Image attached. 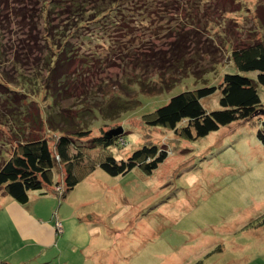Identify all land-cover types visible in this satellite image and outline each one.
I'll use <instances>...</instances> for the list:
<instances>
[{
    "label": "rangeland",
    "instance_id": "1",
    "mask_svg": "<svg viewBox=\"0 0 264 264\" xmlns=\"http://www.w3.org/2000/svg\"><path fill=\"white\" fill-rule=\"evenodd\" d=\"M217 2L211 0L208 5H202L203 9L209 10L206 19L211 22L214 15L220 21L226 17V28L232 41L220 47L219 52L213 49L211 55L219 65L203 78L196 79L189 74L171 90L156 95L142 94L139 90L129 93L122 88L126 83L129 85L126 75L132 78L136 73L132 67L134 59L149 51V55L159 59L158 54L167 49L166 34L170 27L181 28L187 20L178 22L181 26L166 22V30L161 36L165 38L161 40L155 37L154 30H145L142 26L134 28L124 40L131 63L121 61L119 56L101 66L94 64L81 70L71 88L73 102L67 107L72 110V116L81 109L104 106L118 94L129 100L123 96L128 94L139 102V106L112 123H105L97 112L90 136L80 141L85 146L82 152L86 169L78 174L83 177L89 174L61 198L60 193H53L57 183L64 184L66 174V166L59 162L54 171V184L34 192L39 194L38 200H30L24 206L23 209H30L41 223L55 226L52 222L55 219L63 226L57 246H42L26 226H18L8 212L14 200L7 195L0 198V214L7 213L0 219V264H264V146L258 138L264 115L259 113L249 121L221 128L197 141L178 138L162 128L145 126V116L165 106L174 96L206 86L218 88L226 74H239L230 59L232 47L246 46L258 39L264 41V28L250 33L255 30L252 20L256 0H243L244 16L240 13L224 16L226 4L221 2L225 9L220 6L218 12L220 4ZM10 3L13 6L16 0H10ZM239 9V6L233 8ZM5 27L0 29V78L7 83L15 81L22 66L14 68L13 61L18 55L21 63L36 67L32 72L26 69L22 72L38 77L35 72L43 70L41 84H47L49 68L42 64L50 55L52 44L41 42L43 32H46L44 25H38L39 32L31 34L32 38H37V47L38 42L43 46L39 64L33 59L36 56L33 60L24 56L31 48L25 29L20 24ZM219 31L215 28L212 35ZM208 35L202 36L203 47ZM22 40L26 42L22 44ZM91 46L92 51L85 45L84 52L100 51L97 44ZM209 61H212L210 56L200 60L196 71L210 69ZM78 69L80 66L74 67L73 71L79 72ZM248 76L256 78L257 73ZM7 86L0 84V93L9 94L12 90ZM86 89L91 93H85ZM259 94L264 107V87H259ZM9 95L27 102L19 94ZM37 97L36 101L31 96L27 98L36 103L25 113L15 112L19 122L10 116L12 111L4 110L0 104V166L18 152L19 142L44 138L54 146L58 139L59 134L48 130L40 118L51 101L44 96ZM220 99L221 92L218 91L202 103L208 111H217L221 109ZM91 122L88 120L87 123ZM120 128L124 131L121 138L126 141V146L112 147L118 160H126L149 142L167 149L168 159L152 175L135 169L125 176H109L98 168L108 152L102 147L91 149V141ZM91 167L94 171L88 172ZM38 210L42 214L36 217L34 214Z\"/></svg>",
    "mask_w": 264,
    "mask_h": 264
},
{
    "label": "trees",
    "instance_id": "2",
    "mask_svg": "<svg viewBox=\"0 0 264 264\" xmlns=\"http://www.w3.org/2000/svg\"><path fill=\"white\" fill-rule=\"evenodd\" d=\"M205 1L207 0H16L11 6L10 0H0V29L6 28L5 26L9 28L14 24H20L25 29V36L28 42H31L30 50L24 55L28 60L34 59L39 64L42 56L43 46L38 42L37 47V38H32L31 35L39 32V29H36L38 25H44L46 29L41 42L52 44L49 48L50 55L42 64H47L49 68L47 84H41L43 70L35 72L38 77L35 74L30 76L32 73L29 72L36 70V67L34 65L31 68L27 67L28 63H21L17 55L13 61L14 68L20 64L22 66L15 81L7 83L1 77L0 84L9 85L7 87H11L12 90L8 91L9 94H19L27 102L0 93V104L4 110L12 111L10 116L15 118L17 116L15 112L25 113L36 103L38 95L44 96L51 102L44 116L41 115L40 118L47 125L48 130L59 134L54 146L44 138L19 142L18 152L0 166V197L7 195L21 206L27 205L31 193L41 192L47 186L54 184V171L59 162L66 166V174L64 184L57 183L53 193H57V187L62 186L61 198L89 174H84V177L78 174L79 171L86 169L82 152L85 146L80 141L90 136L91 126L97 119L96 113L102 116L105 123H112L118 121L127 111L139 106V102L128 94L121 95L130 98L129 100L118 94L104 106L84 108L85 110L81 109L77 111L76 116H72V110L67 108L73 102L71 88L78 80L77 75L81 70L91 65L101 66L119 56L121 61L131 63L125 51L127 47L124 40L134 32V28L142 26L145 30H154L155 37L161 40L165 38L161 36L164 34L166 22L168 25L181 26L178 22L187 20V24L182 25L181 28L170 27L169 34H166L167 49L164 52L159 51L161 52L158 54L159 59L149 55L150 51L134 59L132 67L136 73L132 78L127 74L129 85L127 83L122 85V88L129 93L139 90V93L147 95L161 94L174 88L189 74L200 79L216 70L219 63L214 60L211 53L214 52L213 49L219 52L220 47L229 45L232 36L226 28L228 23L226 17L224 20L220 18L222 22L215 15L211 22L206 19L209 10L203 8L211 0L204 5ZM221 2L222 5L226 4V10H223L224 16L235 13L244 16V8H241L243 0H218L217 3L220 5L217 9L221 6ZM256 2L252 20V28L255 30H250V33L257 31L258 28H264V0H256ZM236 6L240 7L239 11L233 10ZM223 8L225 9L221 6L220 9ZM37 13L40 14L41 19ZM215 28H219L220 31L213 36ZM206 33L209 35L203 47L202 36ZM25 42L22 40V44ZM93 44H97L100 51L84 52L85 45L92 51ZM32 52L34 55H31ZM200 52L201 55L196 57ZM230 55L239 74H226L218 88L206 86L174 96L165 106L145 116L147 118L145 126L151 129L162 128L174 133L178 138L197 141L218 132L221 128L237 122L249 121L259 113L262 114L261 110L264 107L259 87H264V41L258 39L246 46L235 45ZM207 56L212 60L209 61L211 70L204 68L200 72L196 71L199 61ZM78 66L80 71H73V68L77 69ZM24 69L29 72L23 73ZM250 73H257V77H249ZM156 79L158 82H155ZM218 91L221 92L219 102L221 109L208 111L202 102ZM85 93L91 92L86 89ZM30 96L35 101L27 99ZM15 120L19 122L18 119ZM88 120L92 122L88 124ZM261 124L258 138L264 146V119ZM123 135L112 139L96 137L91 141L93 145L91 149L102 147L108 152L109 155L103 159L98 168L109 176H125L135 169H141L145 174L152 175L168 159L167 149L149 142L134 151L126 160H118L112 147L126 146V141L121 138ZM94 169L91 167L88 172Z\"/></svg>",
    "mask_w": 264,
    "mask_h": 264
},
{
    "label": "crops",
    "instance_id": "3",
    "mask_svg": "<svg viewBox=\"0 0 264 264\" xmlns=\"http://www.w3.org/2000/svg\"><path fill=\"white\" fill-rule=\"evenodd\" d=\"M5 196L6 195H1L0 198ZM38 196H39L38 193L37 194L31 193L30 200H33L35 202L38 200ZM23 208L24 206H21L15 201H13V203H11V206H9L8 208V212L10 213V215H12L16 224L20 227L26 226L28 230L31 231L33 237H35L42 246H46V248L57 246L60 237V233L57 228V224H58L57 221L55 219L52 220V222L55 223V226L45 225L33 216L30 209H28L27 207L25 209ZM39 211L40 210H38L37 214H34L36 215V217L42 214ZM6 214L7 213L5 211L1 213L0 219L4 218ZM62 230H63V226H62ZM21 263H25V262H21Z\"/></svg>",
    "mask_w": 264,
    "mask_h": 264
},
{
    "label": "water",
    "instance_id": "4",
    "mask_svg": "<svg viewBox=\"0 0 264 264\" xmlns=\"http://www.w3.org/2000/svg\"><path fill=\"white\" fill-rule=\"evenodd\" d=\"M262 114L264 115V109L261 110ZM124 134V131L122 128L118 129V130H114V131H111V132H108L106 133V136L105 138L106 139H112V138H117V137H120L121 135Z\"/></svg>",
    "mask_w": 264,
    "mask_h": 264
},
{
    "label": "built area",
    "instance_id": "5",
    "mask_svg": "<svg viewBox=\"0 0 264 264\" xmlns=\"http://www.w3.org/2000/svg\"><path fill=\"white\" fill-rule=\"evenodd\" d=\"M57 191H58V193H62L63 188L62 187H58ZM58 231H59V233H60V231H62V225L60 223H58Z\"/></svg>",
    "mask_w": 264,
    "mask_h": 264
},
{
    "label": "clouds",
    "instance_id": "6",
    "mask_svg": "<svg viewBox=\"0 0 264 264\" xmlns=\"http://www.w3.org/2000/svg\"><path fill=\"white\" fill-rule=\"evenodd\" d=\"M62 187V186H61ZM58 188V187H57ZM63 188V187H62ZM56 192H57V189H56ZM58 193V192H57ZM63 193V192H62ZM62 193H60V195L62 194ZM58 195H59V193H58Z\"/></svg>",
    "mask_w": 264,
    "mask_h": 264
}]
</instances>
